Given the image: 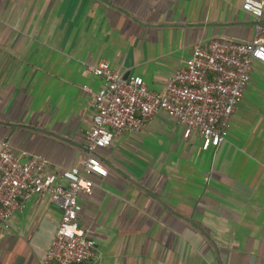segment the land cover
Masks as SVG:
<instances>
[{
	"label": "crops",
	"instance_id": "1",
	"mask_svg": "<svg viewBox=\"0 0 264 264\" xmlns=\"http://www.w3.org/2000/svg\"><path fill=\"white\" fill-rule=\"evenodd\" d=\"M244 1L0 0V145L80 166L103 85L91 68L160 92L197 44L253 39ZM98 156L108 175L80 198L96 242L86 264H264V65L220 148L160 113ZM61 218L49 197L30 200L0 228V264H42Z\"/></svg>",
	"mask_w": 264,
	"mask_h": 264
},
{
	"label": "built area",
	"instance_id": "2",
	"mask_svg": "<svg viewBox=\"0 0 264 264\" xmlns=\"http://www.w3.org/2000/svg\"><path fill=\"white\" fill-rule=\"evenodd\" d=\"M242 9L254 19L253 39L214 38L197 44L160 92L151 90L141 76L125 79L106 61L92 67L91 73L103 85L94 96L95 115L86 132L88 157L80 166L56 169L47 158L26 151L15 154L8 142H2L0 228L9 229L11 219L30 200L49 197L62 210V218L42 264L90 263L96 258V242L80 225V198L93 195L94 178L107 177L98 154L111 147L118 135L139 133L154 116L165 113L183 127L185 138L197 132L204 151L220 148L254 64L264 65V0H245Z\"/></svg>",
	"mask_w": 264,
	"mask_h": 264
},
{
	"label": "water",
	"instance_id": "3",
	"mask_svg": "<svg viewBox=\"0 0 264 264\" xmlns=\"http://www.w3.org/2000/svg\"><path fill=\"white\" fill-rule=\"evenodd\" d=\"M124 78L127 79L128 78V74L124 75Z\"/></svg>",
	"mask_w": 264,
	"mask_h": 264
}]
</instances>
